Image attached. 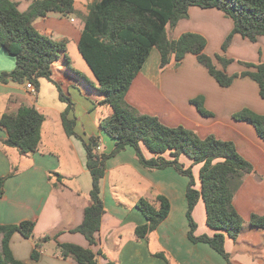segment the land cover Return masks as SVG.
<instances>
[{
    "label": "crops",
    "instance_id": "crops-1",
    "mask_svg": "<svg viewBox=\"0 0 264 264\" xmlns=\"http://www.w3.org/2000/svg\"><path fill=\"white\" fill-rule=\"evenodd\" d=\"M12 1L22 12L33 0ZM74 1L75 14L83 19L86 7L94 0ZM65 17L49 13L36 19L33 27L55 38L50 37L51 40L68 42L66 34L72 32L70 24L74 21ZM232 26L231 19L216 9L190 7L188 17L167 32L171 39L185 33L202 35L207 42L205 53L214 57L221 54V45ZM225 56L234 60L226 68L229 75L245 70L238 61L264 63V37L252 43L236 35ZM159 64V52L152 49L129 88L126 102L138 113L155 117L167 127H183L201 139L212 136L231 142L237 153L252 165L253 172L242 178L239 185H232L233 205L244 224L237 240L226 237L224 247L232 264H264V233L249 225L251 215H264V142L250 124L233 119V115L243 109L264 115V100L259 95L258 85L248 77H238L229 87H221L191 54H187L179 66L172 63L160 69ZM14 68L15 58L0 50V73ZM55 73L76 77L69 72L62 57L52 66V78ZM62 89L74 103L70 117L76 122L75 133L84 139L94 136L99 143L98 152L110 153L115 142L99 129L100 121L111 115L110 107L99 105L101 98L92 97L87 91L83 97L84 87L78 84H68ZM196 98L203 99L209 116H202L190 103ZM21 105L34 106L45 120L38 149L28 155L4 147L2 141L6 132L0 128V178H5L0 194V224L34 223L33 239H25L17 232L12 235L9 248L14 259L23 264H77L72 259L61 258L58 243L92 250L97 255V264L108 261L115 264H227L208 245L188 239L185 196L188 178L173 168L145 170L130 147L106 161L105 175L100 182L104 214L95 233V244L90 245L82 234L72 232L81 224L84 210L90 205L91 176L86 167L84 146L78 138L65 134L61 114L66 104L59 100L57 89L47 80H40L39 90L34 95L25 85L0 84V116L16 113ZM144 153L151 156L145 149ZM180 162L185 164L181 158ZM190 164L189 160L185 166ZM54 173L63 177L62 183ZM193 176L199 188V172L198 181L194 173ZM157 195L168 199L169 214L154 232L138 239L134 230L146 220L135 204L140 198L153 201ZM201 204L200 200L192 214L197 225L195 235L212 236L214 231L207 227L205 216L199 218ZM259 231L262 233H257ZM245 234L248 238L255 234L260 242L241 241ZM44 237L51 240L42 245L39 258L33 260V240ZM158 253H162L166 261L155 257Z\"/></svg>",
    "mask_w": 264,
    "mask_h": 264
},
{
    "label": "trees",
    "instance_id": "trees-1",
    "mask_svg": "<svg viewBox=\"0 0 264 264\" xmlns=\"http://www.w3.org/2000/svg\"><path fill=\"white\" fill-rule=\"evenodd\" d=\"M190 7L216 9L231 19L233 26L221 45V54L208 56L205 53L207 42L202 35L185 33L177 39L168 36L167 29L186 19ZM49 13L73 15L76 13L75 1L33 0L21 12L12 0H0V50L15 58V68L11 72L0 73V84L29 83L38 92L40 80L45 79L55 86L59 100L66 104L61 114L62 127L67 136L81 140L86 152V167L91 176L90 205L84 210L81 224L72 232L82 234L90 245L95 244V233L104 214L100 182L105 175L106 161L130 147L145 170L173 168L188 178L185 193L188 239L192 243L208 245L227 264H232L225 251V238L237 240L244 224L233 205L232 185H239L242 178L252 173V165L237 153L233 143L212 136L201 139L183 127H167L155 117L138 113L126 102V95L151 50L156 49L160 55V69L172 63L179 66L184 57L191 54L219 86L226 88L236 78L248 77L258 85L259 95L264 100V63L238 61L245 70L229 75L226 68L234 60L225 56L236 35L252 43L264 37V0H94L90 3L83 17L77 49L96 80L94 89L102 96L98 104L110 107L112 112L99 123V129L115 142L114 149L108 154L98 152L99 143L94 136L84 139L75 133L76 122L70 117L74 103L52 78V66L61 57L69 72L79 76L70 67L66 55L67 41L51 40L33 27L36 19L44 18ZM190 103L202 116L210 115L204 108L202 98L192 99ZM233 119L250 124L264 142V115L243 109L234 114ZM44 120L43 114L34 106L21 105L14 114H2L0 128L6 132L2 145L14 148L22 155L36 152L41 142ZM144 149L150 153V157L145 155ZM182 156L190 160L188 167L180 162ZM197 165H201L199 188L192 173ZM54 175L59 183L63 182V177L56 173ZM4 179L0 178V194ZM200 200L205 209V223L214 231L212 236L195 235L197 225L192 214ZM135 208L146 220L134 230L135 236L143 239L167 217L170 203L166 197L157 195L153 201L140 198ZM249 225L264 233V215H251ZM33 227L34 223L30 221L18 225L0 224V264H23L14 259L9 242L16 232L25 239H33ZM49 240L50 237L33 240V260L39 258L42 245ZM57 248L64 260L72 259L77 264H97V255L90 249L58 243ZM155 257L166 261L162 253L155 254ZM106 264L115 263L108 261Z\"/></svg>",
    "mask_w": 264,
    "mask_h": 264
},
{
    "label": "rangeland",
    "instance_id": "rangeland-1",
    "mask_svg": "<svg viewBox=\"0 0 264 264\" xmlns=\"http://www.w3.org/2000/svg\"><path fill=\"white\" fill-rule=\"evenodd\" d=\"M77 2H81V0H77ZM65 18H68V20L72 19L74 21V23L70 24L72 27V32L66 34L67 39H68L66 55L68 57V60L70 61V65H71L72 69H74L76 72H78L79 76H77V79H76V77H68L65 75H60V74L55 73L53 75V78L55 81L61 83L62 87H64V88H66L68 86V84H71L73 86L78 84L80 87L81 86H82V88L84 87V89L81 91L83 94V97H86L85 91H87L89 94L92 95V97L101 98V100H102V96L95 89H93L96 86V80H95L92 72L88 68L87 64L85 63V61L83 60V58L81 57V55L77 49V41L76 40L79 39V37H80L81 31L83 28V19L81 16L76 15V14L66 16ZM48 32H50V31H48ZM46 36L49 37V34H47ZM51 39H55V38L51 37ZM56 63H55V65H56ZM91 85H93V87ZM48 87L51 88V86H48ZM181 161L184 162L185 164L189 163V160L184 156L181 157ZM200 168H201V165H197L193 169L194 170L193 173L196 175V181H198L197 174H198ZM201 205L202 206L200 208L199 218L201 216L204 218V216H205L204 206H203V204H201ZM197 220H199V219H197ZM257 233H262V232L259 231ZM247 235L248 234H245V236H241V241H246V240L252 239L254 243L260 242L259 238L255 234H252L250 236V238H248ZM240 245L244 247L243 242H241ZM263 254H264V249H263Z\"/></svg>",
    "mask_w": 264,
    "mask_h": 264
},
{
    "label": "built area",
    "instance_id": "built-area-1",
    "mask_svg": "<svg viewBox=\"0 0 264 264\" xmlns=\"http://www.w3.org/2000/svg\"><path fill=\"white\" fill-rule=\"evenodd\" d=\"M25 88L31 95H34L36 93L34 87L29 83L25 85Z\"/></svg>",
    "mask_w": 264,
    "mask_h": 264
}]
</instances>
